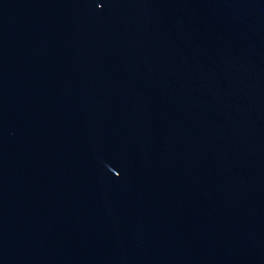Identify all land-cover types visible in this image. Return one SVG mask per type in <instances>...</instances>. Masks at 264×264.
<instances>
[{
  "label": "water",
  "instance_id": "95a60500",
  "mask_svg": "<svg viewBox=\"0 0 264 264\" xmlns=\"http://www.w3.org/2000/svg\"><path fill=\"white\" fill-rule=\"evenodd\" d=\"M0 264H264V0H0Z\"/></svg>",
  "mask_w": 264,
  "mask_h": 264
}]
</instances>
